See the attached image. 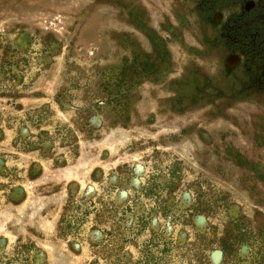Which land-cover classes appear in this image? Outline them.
I'll return each instance as SVG.
<instances>
[{
  "label": "rangeland",
  "instance_id": "obj_1",
  "mask_svg": "<svg viewBox=\"0 0 264 264\" xmlns=\"http://www.w3.org/2000/svg\"><path fill=\"white\" fill-rule=\"evenodd\" d=\"M194 2L0 0V264H165L179 229L193 244L196 214L221 238L235 213L262 248L264 100L213 99L170 118L150 85L168 64L171 81H188L190 64L214 70L193 40L205 31ZM103 101L136 104L138 119L93 123ZM136 164L146 168L133 190ZM144 178L158 198L144 197ZM171 179L181 184L162 185Z\"/></svg>",
  "mask_w": 264,
  "mask_h": 264
},
{
  "label": "flooded vegetation",
  "instance_id": "obj_2",
  "mask_svg": "<svg viewBox=\"0 0 264 264\" xmlns=\"http://www.w3.org/2000/svg\"><path fill=\"white\" fill-rule=\"evenodd\" d=\"M194 9L196 23L205 31L198 36L194 35L193 40L197 42L200 51H208L209 56L206 57L211 59L215 68L214 70H205L201 68L204 65L190 64L185 67L188 71L184 70V72L192 74L188 81H171L169 76L172 68L168 64L167 68L162 71V82L159 84L150 83L153 88L160 89L162 93V97L157 101L158 113L166 114L170 118L174 114L182 116L188 112L206 109L202 107L203 105L212 106L213 99H225L234 104L250 100H264V0H195ZM176 17L179 15L176 14ZM208 31L212 33L209 34ZM210 41H213V44H210ZM22 42L29 45L30 38L25 35L22 37ZM186 51L189 52V49L186 48ZM208 58L206 61H209ZM214 74H216V80L211 82L210 75ZM143 85L145 83L137 84V89L131 87L128 90V92L132 91L131 94L137 92V95L130 99L131 102H139L138 89ZM103 95L105 96V94ZM124 101L125 99L122 97L119 99V102ZM198 102L201 103L200 106H198ZM203 102L206 103L203 104ZM102 103L104 108H107L104 109L105 115L102 116V120L95 117L93 123L98 121L103 126L111 118L107 114L113 111L115 122L122 127L127 119L129 123L135 122L133 117L138 119L134 103L133 105L130 103L131 107L120 105V108H116V110L111 109L105 101ZM152 120H154L153 117ZM168 130L171 131L170 128ZM206 137L209 139L208 135ZM175 141L177 140H171L172 143ZM145 168V166L136 164L133 173H130V177L134 174V177L129 178L132 180L133 190L144 184L141 176L144 175ZM121 174L128 175L126 172ZM103 176L104 178L100 182L102 195L107 194L108 187L111 186L107 182L106 175ZM143 180L145 183L148 181V192L153 193L144 195V197L155 196L158 198L160 195L155 194L157 191L155 186L159 184L145 178ZM120 182L123 183L122 180ZM163 184L164 187L169 188V185L178 186L181 183L180 179H171ZM124 193L127 191L124 192L122 189L119 191L120 196H123ZM127 196L128 193L124 197L127 198ZM181 199L183 203L188 202L189 193H181ZM171 212V209L168 210L167 207L161 214L169 220L168 231H170L169 227H171L170 224L174 217L173 214L170 215ZM230 217L227 234L218 238L217 227L205 228L204 218L202 219V215L196 214L195 224L198 231L194 236L193 244L182 243L185 231L179 229L177 241L171 244L176 254L173 257L171 255L161 257V260L166 259L165 264H171L174 261L180 264L184 259L194 260L195 264H264V240H262V248L256 249L254 244L246 239L247 229L242 228L243 226L239 224L241 222L239 217L235 219V213ZM182 225L185 226V222ZM188 227L195 230L194 226ZM262 230L264 235V226ZM214 245L217 246L214 248Z\"/></svg>",
  "mask_w": 264,
  "mask_h": 264
}]
</instances>
